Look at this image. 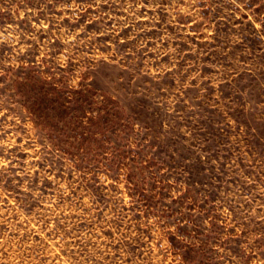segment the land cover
I'll return each mask as SVG.
<instances>
[{
  "label": "rangeland",
  "instance_id": "obj_1",
  "mask_svg": "<svg viewBox=\"0 0 264 264\" xmlns=\"http://www.w3.org/2000/svg\"><path fill=\"white\" fill-rule=\"evenodd\" d=\"M0 264H264V0H0Z\"/></svg>",
  "mask_w": 264,
  "mask_h": 264
}]
</instances>
